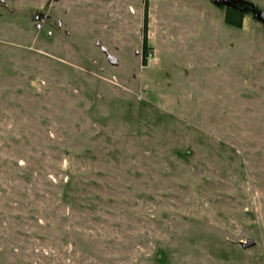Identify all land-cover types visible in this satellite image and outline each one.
<instances>
[{
	"label": "rangeland",
	"instance_id": "374dc122",
	"mask_svg": "<svg viewBox=\"0 0 264 264\" xmlns=\"http://www.w3.org/2000/svg\"><path fill=\"white\" fill-rule=\"evenodd\" d=\"M227 12L0 0V264H264V28Z\"/></svg>",
	"mask_w": 264,
	"mask_h": 264
},
{
	"label": "water",
	"instance_id": "95a60500",
	"mask_svg": "<svg viewBox=\"0 0 264 264\" xmlns=\"http://www.w3.org/2000/svg\"><path fill=\"white\" fill-rule=\"evenodd\" d=\"M211 1L218 7H223V5H229L239 8L240 11H242L243 13L250 12L253 18L256 21L260 22L264 28V9L258 7L253 2H250L248 0H211ZM96 45H98L102 49V51L105 53L107 59L112 65H118V59L114 55H112L104 45H102L99 41L96 42ZM255 244L256 243L253 239H250L248 242H243V246L245 248H250Z\"/></svg>",
	"mask_w": 264,
	"mask_h": 264
},
{
	"label": "trees",
	"instance_id": "16d2710c",
	"mask_svg": "<svg viewBox=\"0 0 264 264\" xmlns=\"http://www.w3.org/2000/svg\"><path fill=\"white\" fill-rule=\"evenodd\" d=\"M228 16H227V22L229 23V24H234L235 23V21H234V19L233 18H240L241 17V14H239V13H237V12H235V11H232V10H228ZM238 24V23H237ZM145 62H146V60H145Z\"/></svg>",
	"mask_w": 264,
	"mask_h": 264
},
{
	"label": "flooded vegetation",
	"instance_id": "af4514ba",
	"mask_svg": "<svg viewBox=\"0 0 264 264\" xmlns=\"http://www.w3.org/2000/svg\"><path fill=\"white\" fill-rule=\"evenodd\" d=\"M223 9H225V11H228V10L235 11V12L241 14V16L242 15L252 16V14L250 12L243 13L242 11H240L239 8H236L235 6L223 5Z\"/></svg>",
	"mask_w": 264,
	"mask_h": 264
}]
</instances>
